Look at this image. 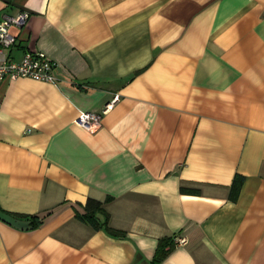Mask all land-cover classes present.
Returning a JSON list of instances; mask_svg holds the SVG:
<instances>
[{
    "label": "crops",
    "instance_id": "1",
    "mask_svg": "<svg viewBox=\"0 0 264 264\" xmlns=\"http://www.w3.org/2000/svg\"><path fill=\"white\" fill-rule=\"evenodd\" d=\"M21 10L8 55L44 53L57 82L0 80V209L51 213L0 221V264H151L171 234L160 264H264V0H0ZM107 197L124 239L74 217Z\"/></svg>",
    "mask_w": 264,
    "mask_h": 264
},
{
    "label": "built area",
    "instance_id": "2",
    "mask_svg": "<svg viewBox=\"0 0 264 264\" xmlns=\"http://www.w3.org/2000/svg\"><path fill=\"white\" fill-rule=\"evenodd\" d=\"M29 13L21 10L15 15H0V80H14L17 78H29L36 81L56 83L57 77L54 73L56 63L42 52L25 51L20 60L11 59L8 52L16 46L17 37L12 33V28H23L28 20ZM117 99L112 98L105 104L103 111L105 113L111 103ZM100 115L95 112L80 111L74 122L76 125L94 132L99 125ZM186 239L182 236H176L175 245L185 244Z\"/></svg>",
    "mask_w": 264,
    "mask_h": 264
},
{
    "label": "trees",
    "instance_id": "3",
    "mask_svg": "<svg viewBox=\"0 0 264 264\" xmlns=\"http://www.w3.org/2000/svg\"><path fill=\"white\" fill-rule=\"evenodd\" d=\"M243 180L244 176L238 173L234 174L228 191L229 200H236ZM179 191L182 194L194 195L199 194L200 189L198 187L181 185L179 187ZM107 201H109V197H107L104 201L88 198L83 204L76 202V204L72 205L74 208V217L94 231L102 230L110 237L124 239L126 237L125 231L115 229L109 225V215L103 206ZM0 211L3 210L0 209ZM6 213L15 217L25 218L29 220L31 228H38L43 225L45 219L50 215L51 212L49 211L43 214H31L24 216L10 212ZM176 236L178 235L171 234L169 236H163L158 240L153 258L151 260V264H160L165 259V257L175 248L176 245L174 243V239L176 238Z\"/></svg>",
    "mask_w": 264,
    "mask_h": 264
},
{
    "label": "water",
    "instance_id": "4",
    "mask_svg": "<svg viewBox=\"0 0 264 264\" xmlns=\"http://www.w3.org/2000/svg\"><path fill=\"white\" fill-rule=\"evenodd\" d=\"M0 221L19 230H27L31 228L29 220L12 216L4 211H0Z\"/></svg>",
    "mask_w": 264,
    "mask_h": 264
}]
</instances>
